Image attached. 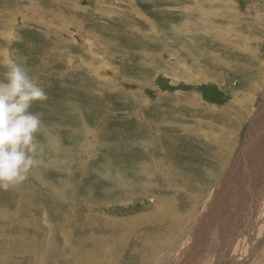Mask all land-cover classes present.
<instances>
[{
    "label": "rangeland",
    "instance_id": "1",
    "mask_svg": "<svg viewBox=\"0 0 264 264\" xmlns=\"http://www.w3.org/2000/svg\"><path fill=\"white\" fill-rule=\"evenodd\" d=\"M9 62L48 99L40 164L0 190V264H184L243 150L264 161V0H0ZM212 233L190 264H229Z\"/></svg>",
    "mask_w": 264,
    "mask_h": 264
},
{
    "label": "bare ground",
    "instance_id": "2",
    "mask_svg": "<svg viewBox=\"0 0 264 264\" xmlns=\"http://www.w3.org/2000/svg\"><path fill=\"white\" fill-rule=\"evenodd\" d=\"M249 83L250 82H248V84ZM260 124L261 122L254 123V125L252 126L253 132L256 131L258 128H260L259 126ZM248 147L246 146L245 148L247 149L251 148ZM253 150L255 151V147L254 149H252V152ZM258 152L260 156L259 149ZM261 152L264 151L261 150ZM255 156L256 153L255 155H253L252 153V157L255 159L256 162L258 161V157ZM241 158H244L245 161L244 163L240 162L241 167L238 168V172H236L235 169H233L234 171L232 172L231 176H228V180L222 181L224 185L222 183V186L219 187L222 188L221 190H219L220 193L218 194L217 197L214 198L212 202H210V205H208L207 210L205 211V215L204 217H202L201 220V229L197 234L196 241L194 242L195 244L193 247V251L189 253L187 258L188 260H185L183 262L184 264H190L195 261L196 256H198V252L207 245L209 239H211L210 237H212L215 234L212 233V230L214 232L218 231V241L220 245L224 243L222 245L223 257L224 258L227 257V260H225V262L231 260L229 264H245V259L249 257L247 256L246 258L245 255L247 249L249 248V243H251L255 238L264 235V161L260 162L259 167H255V162L253 163L252 159L251 160L249 159L248 152L246 151V149L243 150L242 154L238 157V162L241 160ZM152 165H153L152 162H148L147 164L144 165L145 167L143 169L149 170L150 167H152ZM235 173L236 174L239 173L238 178L236 177ZM155 176L157 177L156 174ZM149 181L151 180L149 179ZM143 184H146L145 181ZM151 212H153V210ZM160 213L163 212L161 211ZM150 214L148 213V215ZM139 220L145 222L143 218H140ZM129 222L133 223L134 220L131 219L129 220ZM248 227L250 228L254 227V228L252 232L249 233L248 238L243 240L245 234L247 233ZM239 246L241 247V250H243L242 253L240 250H238ZM159 250L160 248L154 252L156 256L158 255ZM168 250L165 251L167 252ZM222 262H223L222 252L219 251V253L216 256H214L211 259V261L207 264H221ZM250 264H264V249H262L257 256L255 254V258L253 262Z\"/></svg>",
    "mask_w": 264,
    "mask_h": 264
},
{
    "label": "clouds",
    "instance_id": "3",
    "mask_svg": "<svg viewBox=\"0 0 264 264\" xmlns=\"http://www.w3.org/2000/svg\"><path fill=\"white\" fill-rule=\"evenodd\" d=\"M0 77V190L7 191L28 179L40 164L42 151L37 134L44 123L30 111L34 102L46 101L47 93L27 66L5 64Z\"/></svg>",
    "mask_w": 264,
    "mask_h": 264
},
{
    "label": "water",
    "instance_id": "4",
    "mask_svg": "<svg viewBox=\"0 0 264 264\" xmlns=\"http://www.w3.org/2000/svg\"><path fill=\"white\" fill-rule=\"evenodd\" d=\"M257 114H261V111H259ZM257 114H256V115H257ZM254 117H255V116H254ZM257 117H258V116H257ZM255 119H256V118H255ZM255 119L253 118V121L251 122L252 125H254V123H255ZM244 144H245V143H243L242 146H244ZM242 146H241V147H242ZM242 149H244V148H242ZM240 150H241V148H240ZM236 161H238V159H237ZM235 164H236V163H235Z\"/></svg>",
    "mask_w": 264,
    "mask_h": 264
}]
</instances>
